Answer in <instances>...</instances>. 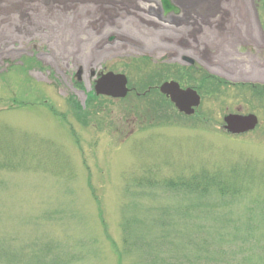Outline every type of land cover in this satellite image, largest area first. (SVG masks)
Segmentation results:
<instances>
[{
    "label": "rangeland",
    "instance_id": "1",
    "mask_svg": "<svg viewBox=\"0 0 264 264\" xmlns=\"http://www.w3.org/2000/svg\"><path fill=\"white\" fill-rule=\"evenodd\" d=\"M0 2V264H264V0H174L176 18L159 0ZM110 72L210 98L193 118L94 98ZM236 113L258 128L225 134ZM202 178L225 195L167 187Z\"/></svg>",
    "mask_w": 264,
    "mask_h": 264
},
{
    "label": "water",
    "instance_id": "2",
    "mask_svg": "<svg viewBox=\"0 0 264 264\" xmlns=\"http://www.w3.org/2000/svg\"><path fill=\"white\" fill-rule=\"evenodd\" d=\"M161 4L165 14L175 13L179 11L171 4V0H161ZM186 61L191 62L190 59ZM80 75H77L80 80ZM128 80L124 75H116L113 73L102 74L101 78L97 81L95 86L96 94L111 97L113 99H124L129 93L127 88ZM160 92L167 97L174 104L176 109L187 116H192L195 109L200 106V97L191 89L182 90L175 82L164 83L160 87ZM225 129L234 135L245 134L253 131L257 125L258 120L254 115L240 116L229 115L225 118Z\"/></svg>",
    "mask_w": 264,
    "mask_h": 264
},
{
    "label": "trees",
    "instance_id": "3",
    "mask_svg": "<svg viewBox=\"0 0 264 264\" xmlns=\"http://www.w3.org/2000/svg\"><path fill=\"white\" fill-rule=\"evenodd\" d=\"M1 4V2H0ZM214 86V85H213ZM167 102V101H166ZM165 103V102H164ZM168 103V102H167ZM156 106H158L157 108H159V112L162 114L161 112V109L159 107V104H156ZM168 105H170L168 103ZM156 111V109H155ZM155 114H158L157 112ZM78 120H82L81 116L79 115L78 116ZM187 184H184L183 182H181L178 186V187L175 183L174 184H167V187H171L172 189L174 190H178V189H184V190H195L196 192L199 193V195L197 196H200V195H203V194H206L207 192L210 191V189L214 190L215 192H217V194H219L220 196L222 195H225V191L223 190L222 187H220V185L217 183L216 179L215 178H209V179H206V178H202V182H199L197 184H190L188 186H186ZM178 187V188H177ZM176 188V189H175ZM170 190V189H169ZM173 190V191H174ZM193 192V191H192ZM196 196V195H195ZM196 196V197H197ZM205 197V196H204ZM42 260H45L41 257Z\"/></svg>",
    "mask_w": 264,
    "mask_h": 264
},
{
    "label": "flooded vegetation",
    "instance_id": "4",
    "mask_svg": "<svg viewBox=\"0 0 264 264\" xmlns=\"http://www.w3.org/2000/svg\"><path fill=\"white\" fill-rule=\"evenodd\" d=\"M254 40H255L254 38H251V40H249L246 44H248V45H254ZM184 64H186V63H184ZM201 64H206V63L205 62H202ZM186 65H188V64H186ZM188 66H192V67L197 66V60H194V63L191 64V65H188ZM181 87L183 89H186L187 88V87H184L182 85H181ZM151 89H157V91H158V87L153 86V87H149V89L147 90V92L145 94L139 95V94L136 93V96L138 98L139 97H142V98H168V97H165V96H162V95H158V94L157 95H149L148 93H150L152 91ZM194 90H196V89H194ZM198 94H199L200 98H202V100H203V98H210V97H206V96L200 94L199 92H198ZM96 98H98V97H96Z\"/></svg>",
    "mask_w": 264,
    "mask_h": 264
},
{
    "label": "bare ground",
    "instance_id": "5",
    "mask_svg": "<svg viewBox=\"0 0 264 264\" xmlns=\"http://www.w3.org/2000/svg\"><path fill=\"white\" fill-rule=\"evenodd\" d=\"M206 1H208L209 3H212L213 0H206ZM110 73H112V72H110ZM113 74H115V73H113ZM116 75H119V74H116Z\"/></svg>",
    "mask_w": 264,
    "mask_h": 264
}]
</instances>
